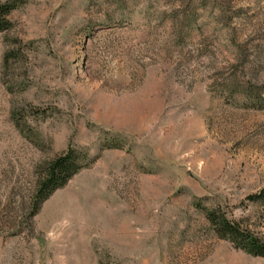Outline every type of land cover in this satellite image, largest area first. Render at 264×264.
Returning <instances> with one entry per match:
<instances>
[{
	"label": "rangeland",
	"instance_id": "obj_1",
	"mask_svg": "<svg viewBox=\"0 0 264 264\" xmlns=\"http://www.w3.org/2000/svg\"><path fill=\"white\" fill-rule=\"evenodd\" d=\"M24 1L0 33V264H264L204 210L264 242V0ZM69 147L93 162L32 217Z\"/></svg>",
	"mask_w": 264,
	"mask_h": 264
},
{
	"label": "trees",
	"instance_id": "obj_2",
	"mask_svg": "<svg viewBox=\"0 0 264 264\" xmlns=\"http://www.w3.org/2000/svg\"><path fill=\"white\" fill-rule=\"evenodd\" d=\"M24 0H7L0 2V33L12 28L13 23L10 15L19 9ZM14 56L9 52L6 56L8 64L9 58ZM18 127L22 128L20 123ZM25 133V129H22ZM93 160L85 151L69 147L64 153L47 163L43 169L35 195L32 201V217H34L42 205L59 189L65 187L68 182L81 170L88 167ZM249 200L253 203L264 204V189L258 194L250 196ZM205 216L210 222L218 238L227 240L233 244L235 249L245 253L264 258V242L254 233L245 229L241 222L230 219L219 208L204 209Z\"/></svg>",
	"mask_w": 264,
	"mask_h": 264
}]
</instances>
